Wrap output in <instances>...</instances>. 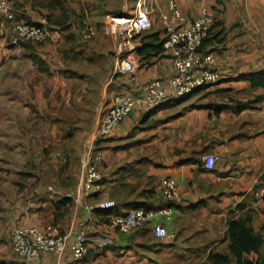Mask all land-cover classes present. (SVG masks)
Returning a JSON list of instances; mask_svg holds the SVG:
<instances>
[{
  "label": "crops",
  "instance_id": "crops-1",
  "mask_svg": "<svg viewBox=\"0 0 264 264\" xmlns=\"http://www.w3.org/2000/svg\"><path fill=\"white\" fill-rule=\"evenodd\" d=\"M10 1L18 14L31 22L61 13L59 8L47 6L48 0ZM109 1L111 13L122 11L124 3L131 2L118 0V5L116 0H92L85 9L78 7L79 3L73 6L71 0H63L64 6L73 9L77 16L88 12L94 15L95 22L92 17L91 21L98 27L94 44L75 48L74 53L114 52L115 39L103 15ZM169 1L147 0L152 5V30L145 36L154 32L165 36L161 16L167 12ZM174 1L189 16L198 15L203 6L223 10V18L214 25L202 47L215 53L221 80L198 91L195 97L199 92H207L199 102L186 105L183 110L169 104L153 111L136 107L115 131L118 138H126L99 147L103 155L99 168L105 178L104 191L83 194L79 203L57 194L76 188L81 179L79 169L74 168L73 174L52 175L53 181L50 177L39 181L34 176V182L29 185L31 174L18 182L16 178L11 179L16 174V177L22 176L19 171L26 151L28 154L39 152L34 138L23 139L29 131L23 133L22 128V82L29 78L35 80L34 97L38 102L42 97L41 86L47 79L37 81L39 70L31 53L23 44L11 45L6 27L0 25V264H23L11 246L12 231L21 224L39 226L50 235L68 234L69 242L79 228H84L89 254L83 264H212L207 261L211 252L228 251L229 213L239 203H246L247 211L238 212L237 217L249 214L255 231L264 236V199L255 198L253 193L259 181L264 183V100L251 103L256 96L264 95V87L252 89L249 81L241 79L264 69V0ZM71 24L70 30L53 32L51 38L61 33L65 37L79 35L76 34L78 23L73 18ZM110 40L114 41L112 49L107 44ZM34 47L51 72L62 68V61H54V45ZM62 60L67 64L75 62ZM139 61L136 81L132 84L127 78L124 90H138L153 77L174 73L171 51L165 48L161 55L146 61L140 54ZM212 95L217 97L216 101L209 100ZM37 109L41 114H48L45 108ZM94 125L93 122L87 132L82 131L79 139L85 138L83 143ZM209 154L220 156L213 170L205 166V156ZM79 155H83L82 150ZM33 161L38 162L35 158ZM46 167L52 168V165ZM169 177L179 187L176 202H169L162 193V182ZM9 183L12 190L8 188ZM50 187L57 191L49 190ZM64 198L71 200L64 203ZM108 199L117 202L116 211L120 214L135 207L175 205L172 222H163V225L175 230L177 239H156L151 225L127 233L111 229L108 214L98 207L99 202ZM70 256L69 248L60 260L55 254L45 252L38 264H67ZM250 258L257 259L258 254L253 253Z\"/></svg>",
  "mask_w": 264,
  "mask_h": 264
},
{
  "label": "built area",
  "instance_id": "built-area-1",
  "mask_svg": "<svg viewBox=\"0 0 264 264\" xmlns=\"http://www.w3.org/2000/svg\"><path fill=\"white\" fill-rule=\"evenodd\" d=\"M152 6L147 0H137L131 11L107 14V26L115 39L111 78L115 75L128 76L133 84L140 66V38L152 30ZM121 14V15H120ZM223 17L219 7L203 6L196 16L186 15L176 1L170 0L167 12L161 16L165 32L164 48L171 51L174 73L167 77H153L138 90H111L98 111L95 125L84 143L81 163V179L76 188L68 193L57 192L61 197H70L79 203L83 194L101 193L105 189V178L99 166L103 155L96 143L112 137L117 127L136 107L144 106L153 111L177 102L201 89H207L221 80L214 52L202 50L203 41L210 37L212 27ZM0 25L6 27L11 45L20 46L26 42H46L53 32L61 27L46 18L31 22L21 17L10 0H0ZM78 34L83 40L96 36L97 27L88 16L78 23ZM67 161L66 157H55ZM220 160L218 154L205 156V166L213 170ZM258 184V188H257ZM254 188L255 198L264 199V183L258 182ZM49 190L57 191L53 187ZM163 196L169 202L178 200L179 187L173 178L162 182ZM100 210L106 212L109 227L120 232H132L151 225L156 239H177L175 230L163 225L172 222L175 205L159 208L135 207L127 213H117V202L108 199L99 202ZM11 246L23 264H38L45 252L56 255L60 260L69 248L70 260L67 264H83L89 254L87 232L79 228L72 242L68 234H47L41 227L21 224L11 234Z\"/></svg>",
  "mask_w": 264,
  "mask_h": 264
},
{
  "label": "rangeland",
  "instance_id": "rangeland-1",
  "mask_svg": "<svg viewBox=\"0 0 264 264\" xmlns=\"http://www.w3.org/2000/svg\"><path fill=\"white\" fill-rule=\"evenodd\" d=\"M71 1L74 2L72 3L73 6L76 5L75 3H79L78 7L86 9L90 6V1L92 0H82L81 3L80 0ZM117 1L118 0H116V4L119 5L120 2ZM136 1L137 0H131V2L127 4L124 3L122 11H131ZM108 4L106 8L107 12L103 14L104 16H107V14H114L111 13L112 8H110V1ZM69 11L71 13V18L73 17L74 22L78 23L77 13H75L73 9ZM88 14H86L88 18L94 21V15H91L90 12H88ZM101 17V19H103V16ZM93 21L91 22L95 24V21ZM97 34L94 38L97 37ZM65 36L66 35L61 33L57 38L52 39L50 37L46 42L38 44L26 42L36 47H42L48 44L54 45L56 51L53 56L54 61H59V63L62 61L63 66L54 72H51L49 69V74L39 72L37 81H40V78L44 80L47 79V81L45 85L41 86L40 94L42 97L38 99V102H35L34 97L33 85L35 80L29 78L22 82V128L23 133L24 131H29L28 134L25 133V135H23V139L29 138L31 141L34 138L35 149L39 152L31 151L30 154H28L29 152L26 151V154L23 155V161L19 171L22 176L16 177V175H18L16 174L11 177L13 180L16 178L17 182L18 179L27 178L28 174L32 175V179L28 182L29 185V183L34 182V176H36V179L39 181H45V178L48 180V177L53 178V181L55 178L53 176L56 174H65L66 172L73 174L75 172L74 168L81 171L83 155H79V152L82 150L83 154V140H85V138L79 139L80 135L83 133L82 131L86 129L87 132V130L92 127L93 122L95 124L94 120H96L97 117L96 113L100 111L99 103L100 101L101 104L103 103L107 93L111 90L117 91L124 89V87L127 86L128 76L115 75L110 79L114 62L113 51L107 54L95 53L93 50H89L86 53L84 50L75 51L74 53L75 48H84L85 46L94 44V38L83 40L79 35L69 34L70 37ZM114 41L112 42V40H110L107 44L111 46L114 44ZM110 48L112 49V46ZM62 58L72 60L75 58L73 60L75 62L74 64H67ZM206 92L207 91L199 92L196 97V94H194L189 97V99H192L188 102L180 105L176 103L171 105V107L176 106L178 109L183 110L185 108L184 106L199 102L198 99ZM208 98L209 100H217V97L214 95ZM38 107L48 110V114H41L37 109ZM133 133L134 130L130 136ZM117 138L115 133L112 137L97 142L96 147L99 148L108 143L120 142L126 137ZM78 140H80L79 145L77 144ZM78 149L80 150L77 151ZM76 155L81 157L79 158L80 160L75 159ZM55 157H66L67 161L62 159L58 160ZM34 158L38 161L36 164H34ZM30 160L32 163H29ZM48 165H52V168H47L46 166ZM8 188L12 190L10 189V183L8 184Z\"/></svg>",
  "mask_w": 264,
  "mask_h": 264
},
{
  "label": "trees",
  "instance_id": "trees-1",
  "mask_svg": "<svg viewBox=\"0 0 264 264\" xmlns=\"http://www.w3.org/2000/svg\"><path fill=\"white\" fill-rule=\"evenodd\" d=\"M47 6H49L50 8H59L61 10V13L59 15H45L43 17L48 21L59 25L61 27V30L63 31L70 30L72 25L71 19L73 17L71 18V13L64 6L63 0H48ZM82 17L84 16H77L78 23L80 22ZM214 25H216V23ZM144 36L145 35L140 38L141 49L139 51V55H142L143 61L149 60L150 57L161 55V53L164 51L165 37H161L160 32H154L153 34H148L145 37ZM205 40L202 43V47H204ZM23 46L31 53L30 57L33 63L37 66L39 72L49 74L47 62L35 53V47L30 43L23 44ZM241 79L249 81L252 89L264 87V69L247 76H243ZM197 92H195L194 94H196ZM190 96L181 98L177 102H172V104L169 105L183 103L188 100ZM263 100L264 95H259L256 96L251 103H259ZM68 199L69 198H64L63 202L65 203L71 200ZM170 205L171 204H167V206ZM244 210L247 211V204L239 203L237 204L235 209L229 213L227 229V235L229 239L227 247L228 251L224 253L211 252L207 258L208 262L212 264H264V253L262 252V248L264 247V236L261 232L255 231L251 223V217L249 214L246 213L245 215L237 217V213ZM262 229L264 230V224ZM253 253L258 254L257 259L250 258Z\"/></svg>",
  "mask_w": 264,
  "mask_h": 264
},
{
  "label": "water",
  "instance_id": "water-1",
  "mask_svg": "<svg viewBox=\"0 0 264 264\" xmlns=\"http://www.w3.org/2000/svg\"><path fill=\"white\" fill-rule=\"evenodd\" d=\"M121 15V14H120Z\"/></svg>",
  "mask_w": 264,
  "mask_h": 264
}]
</instances>
